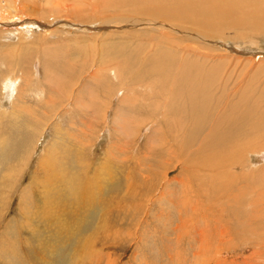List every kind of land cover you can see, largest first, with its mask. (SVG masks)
I'll list each match as a JSON object with an SVG mask.
<instances>
[{"label": "rangeland", "instance_id": "rangeland-1", "mask_svg": "<svg viewBox=\"0 0 264 264\" xmlns=\"http://www.w3.org/2000/svg\"><path fill=\"white\" fill-rule=\"evenodd\" d=\"M213 1L198 8L186 0L164 4L178 13V18L164 15L171 23L196 30L207 40L189 38L190 46L216 48L204 51L214 52L213 60L218 53L224 55L217 59L222 66L216 65L222 71H215L216 66L209 69L220 107L211 105L208 80L207 91L199 90L211 106L203 121L198 109L186 108L181 100L180 115L170 108L163 120L154 111L155 99L140 98L150 94L154 84L147 95L139 88L133 91L138 100L127 98L135 85L124 81L129 69L123 57L127 46L147 63L157 49L161 55L185 57L184 49L167 41L178 42L180 36L103 30L101 25L109 19L144 14L149 4L115 0L116 5L104 7L100 0H0V202L10 199L0 208V239L11 236L17 248L0 264H26L41 255L47 262L31 264H264V124L255 134L257 139L248 137L228 153L212 147L215 131L209 129L210 122L217 130L222 122L238 118L237 108L244 113L256 104L264 107V6L252 19L246 14L235 18L234 7L245 8L242 0L219 1L220 8ZM137 48H143V56L135 53ZM109 50L111 56L101 65L97 57L104 59L102 53ZM202 59V54H190L187 68L204 69ZM114 71L119 77L113 78ZM10 76L19 77L13 95L4 87ZM238 79L237 88L244 85L245 90L223 96L217 84L230 88ZM122 87L129 90L125 97ZM199 94L193 96L194 103ZM201 156L217 166L216 172L208 170L211 166ZM227 163L234 167L223 168L221 164ZM229 180L234 187L227 190ZM72 183L76 193L66 188ZM187 186H192L191 191ZM74 194L79 198L73 200ZM44 196L50 200L48 212L57 217L55 222L50 217L47 227L35 216L37 209L44 208ZM0 247L5 249V244Z\"/></svg>", "mask_w": 264, "mask_h": 264}, {"label": "bare ground", "instance_id": "bare-ground-1", "mask_svg": "<svg viewBox=\"0 0 264 264\" xmlns=\"http://www.w3.org/2000/svg\"><path fill=\"white\" fill-rule=\"evenodd\" d=\"M138 1H142V2H145V3H147V4H149V6H148V9L146 10V8L145 9H143L142 11L144 12L145 11V13L144 14H141V15H139L138 13L137 14H134V13H131V15H129V17H125V18H116V19H109L108 20V22H106L105 24H102L101 26L103 27L104 26V28L105 29H103V30H106V29H108V28H118V29H120L121 28V30L122 29H124L125 28V30L126 29H134V30H136L137 32L138 31H140V32H138V33H141V32H147V34H148V32H150V33H153V35L155 36V37H159V38H161V37H170V36H180L181 38H183V39H181V40H177L178 42H171L170 40H167L168 42H169V44H171V45H175L176 47L178 46L180 49H184L185 50V57L183 58L182 56V59H175V58H173L172 56H171V54L170 55H168V56H165V55H161V51H160V49H157L156 51H155V55H154V57H153V59H152V56H151V62H149V63H147V61L148 60H143V59H140L139 57H136V56H138V55H135L134 54V52H133V50H135V48L134 49H130L128 46L126 47V44L124 45L125 47H126V50H127V52H123V51H121L120 49V51L119 52H123V57L125 58L124 60H126V63H127V65L126 66H128L129 65V69H128V72H127V74L126 73H124V74H126V76H125V78H124V81H125V79H126V84H128V83H133V84H135L133 87H131L130 88V90L132 91V92H129V90H128V87H122V89L123 90H121L122 92L124 91V97L126 96V93L127 92H129V94H128V96H127V98H130V97H134V100H138V98L139 97H135L134 95H133V91H135L136 90V92H138L137 91V89L139 88L141 91H142V93L145 95L146 94V90H148L149 92H150V88H153V87H151L153 84L155 85V88H153L152 89V91H153V95L151 94V92H150V94H146L147 96H140V98H142V99H144V101L145 100H147V99H151L152 98V100H154L155 99V102H154V106H155V108H154V111H157V113L158 114H160L161 116H163V120H165L164 119V117H167V113H168V110L170 109V108H172L173 109V112L176 114V115H180V108L178 107V105H179V103L182 101L183 102V106L185 105V107L186 108H188L189 106L192 108V109H198L199 110V112H200V115H201V118H202V120L204 121L205 119H207L206 118V116H207V114H208V112H207V110L208 109H206L207 107H209L210 106V104L208 103V101L205 99V97H203V94L201 93V94H199V90L201 91V89H203L204 91H207L206 89H207V83H206V80H208V82H209V84H208V92H209V95H210V97H211V105L212 106H216V107H220V105H221V100H220V98H216L214 95H213V91L215 90L216 91V89H215V87H214V85H212L211 83H212V80H211V77H210V74L209 73H211V70H209V69H211V68H213L214 66H216V65H218V66H222V64H221V62H219L217 59H220V58H223L224 57V55H223V53H218L217 54V58H216V60H213L215 57H216V55L215 54H213V53H205V52H208V50H209V52H211V50L213 49H211V48H209V47H202V46H198V47H195V46H190L191 45V42H193V41H191L190 39H193V40H199L200 42H202V41H207L205 38H204V36L203 35H201V33H198V32H196V30H193V31H190V30H188V29H181V28H179V27H182V26H184V25H182V24H173V23H171V21H170V19L168 20V17L169 16H164V15H167L168 13H171L170 12V10H169V8H168V5L166 6V5H164L165 4V0H138ZM188 3H189V5L192 7V8H198V7H202V6H205V5H209L210 4V0H186ZM213 1V0H212ZM222 2V4L223 3H228V0H215V8L216 7H219L220 5L217 3V2ZM237 1V0H236ZM27 2V1H26ZM96 2V1H95ZM125 2V1H124ZM167 2V1H166ZM168 2H170V1H168ZM182 2H183V0H182ZM181 2V3H182ZM214 2V1H213ZM100 3H102V4H104L105 6L104 7H107V6H112V5H116V2H115V0H100ZM187 3V4H188ZM240 3V2H239ZM66 4V3H65ZM69 4V3H68ZM92 4V3H91ZM122 4H123V2H122ZM184 4V3H183ZM212 4V3H211ZM229 4V3H228ZM245 8L244 9H242V10H239L238 8H237V6H235L234 7V17L235 18H239V17H241V16H243V15H245L246 14V16H247V18H249V19H252L253 18V16L256 14V13H260L261 12V10H260V7H261V5H263L264 6V0H242V3H241ZM33 5V4H32ZM90 5V4H89ZM95 5V4H94ZM184 5H186V4H184ZM188 5V6H189ZM71 6V5H70ZM77 6V5H76ZM170 6H172V4H170ZM179 5H177V7H178ZM181 6V5H180ZM187 6V7H188ZM214 6V5H213ZM231 6V5H230ZM191 7L189 8V9H191ZM212 7V6H211ZM66 8V7H65ZM82 8V7H81ZM152 8H155V12L152 14V12H151V10H152ZM182 8L183 9H181V10H184V6H182ZM206 8V7H205ZM207 8H209V7H207ZM220 8V7H219ZM233 7H231V9H232ZM6 9V8H5ZM26 9V8H25ZM69 9H70V7H69ZM71 9H74V8H71ZM76 9V8H75ZM78 9V8H77ZM80 9V8H79ZM172 9H173V7H172ZM179 9V8H178ZM186 9V8H185ZM188 9V10H189ZM230 9V8H229ZM176 10V9H175ZM202 10V9H201ZM213 9H211L210 11H212ZM78 11V10H77ZM141 11V12H142ZM197 10H191V12H196ZM3 12V11H2ZM30 12V11H29ZM80 12V11H79ZM78 12V13H79ZM140 12V13H141ZM198 12V11H197ZM232 13H233V11H231ZM5 13V12H4ZM176 13V11L174 12L173 11V13H171V14H169V15H172V14H175ZM202 13H204V15H206V13H207V9L206 10H204V12L202 11ZM176 14H178V13H176ZM176 14L175 15H172V16H175L176 18H178V16H176ZM186 14V13H185ZM184 14V15H185ZM26 15V14H25ZM163 15V16H162ZM180 15V14H179ZM183 15V14H182ZM181 15V16H182ZM200 15H201V13H200ZM27 16V15H26ZM171 16V17H172ZM180 16V17H181ZM187 16V15H186ZM196 16V15H195ZM202 16H203V14H202ZM0 17L3 19V17L0 15ZM166 17V18H165ZM170 17V18H171ZM184 18H185V16H183ZM182 17V18H183ZM189 17V16H188ZM256 17V16H255ZM6 18V17H5ZM172 18H174V17H172ZM196 18V17H195ZM234 19V18H233ZM255 19L256 18H254V21H255ZM259 19V18H258ZM28 19H25L22 23H24L25 21H27ZM32 20V19H31ZM173 20V19H172ZM178 20V19H177ZM189 20H190V18H189ZM38 21V20H37ZM37 21H35V22H37ZM76 21H77V19H76ZM28 22V21H27ZM256 22V21H255ZM38 23V22H37ZM25 24V23H24ZM76 24V23H75ZM256 24V23H255ZM38 25L40 26V25H43V24H41V23H38ZM64 25V24H63ZM44 26V25H43ZM179 26V27H178ZM32 27V26H31ZM100 27V26H99ZM86 28V26L84 27V29ZM91 28L92 27H87V30L88 29H90L91 30ZM259 28V27H258ZM23 29V28H22ZM29 29H30V27H29ZM29 29H28V31H29ZM26 30H27V28H26ZM31 30V29H30ZM27 31V32H28ZM119 31V30H118ZM200 32V31H199ZM122 33H123V31H122ZM132 33H134V32H132ZM203 33V32H202ZM129 34V33H128ZM135 34V33H134ZM133 34V35H134ZM132 35H130V37H131ZM138 36V35H137ZM145 36V35H144ZM148 37V36H147ZM125 38V37H124ZM142 38V37H141ZM145 38V37H144ZM143 38V40H146V39H144ZM190 38V39H189ZM98 39V38H97ZM148 39H149V37H148ZM157 39V38H156ZM135 40V39H134ZM137 40V39H136ZM160 40V39H159ZM166 40V39H165ZM209 40V39H208ZM127 41V40H126ZM133 41V40H132ZM138 41H139V39H138ZM147 41V40H146ZM152 41H154V40H152ZM161 41L163 42V39H161ZM210 41V40H209ZM125 42V41H124ZM152 43V42H151ZM157 43H158V39H157ZM157 43H153V44H157ZM212 43V42H211ZM165 44H166V41H165ZM164 43L162 44L163 46L165 45ZM122 45V44H121ZM158 45H161V44H158ZM167 45V44H166ZM222 45H224V44H222ZM169 46V45H168ZM121 47V46H120ZM147 47V46H146ZM149 47V46H148ZM159 47V46H158ZM161 47V46H160ZM159 47V48H160ZM167 47V46H166ZM166 47H165V49H166ZM177 47V48H178ZM214 47V46H213ZM164 48V47H163ZM170 47H168L167 49H169ZM143 49V48H142ZM142 49H136V52L135 53H137L138 52V54H140V53H142ZM144 49H145V47H144ZM152 49V48H151ZM171 49V48H170ZM174 49V48H173ZM208 49V50H207ZM216 49V48H215ZM214 49V50H215ZM100 50V49H99ZM113 50V49H112ZM115 50V49H114ZM123 50V49H122ZM148 50H149V48H148ZM176 50V49H175ZM214 50H212V51H214ZM166 51H168V50H166ZM165 51V52H166ZM172 51V50H171ZM205 51V52H204ZM112 52V51H111ZM110 52V50L108 51V52H103L102 53V56L104 57V59H101V58H99V57H97V61H100V64L102 65V63L101 62H107L108 61V58L111 56V53ZM118 52V53H119ZM150 52V51H149ZM148 52V53H149ZM169 53H170V51H168ZM177 52V51H176ZM182 52V51H181ZM227 52V51H226ZM87 53V52H86ZM151 53V52H150ZM164 53V52H163ZM180 53V52H179ZM198 53V56H201V54H202V58L204 59V62H202L201 61V63H202V66H204V69H201V70H197V71H191V68L190 69H188L187 67L188 66H186V62H187V60H188V56L190 55V54H197ZM252 53V52H251ZM114 55H115V53H113ZM143 54V53H142ZM168 54V53H167ZM166 54V55H167ZM176 54V53H175ZM183 54V53H182ZM254 54V53H253ZM69 55V54H68ZM67 55V56H68ZM119 55V54H118ZM135 55V56H134ZM141 55V54H140ZM230 55V54H229ZM120 56V55H119ZM141 56H143V55H141ZM146 56V55H145ZM150 56V55H149ZM192 56V55H191ZM194 56V55H193ZM192 56V57H193ZM87 57V56H86ZM115 57V56H114ZM175 57V56H174ZM181 57H179V58H181ZM195 57H196V55H195ZM227 57H229V56H227ZM144 58V57H143ZM122 57L119 59L120 61L119 62H121L122 60ZM146 59H147V57H146ZM195 59V58H194ZM202 59V60H203ZM38 60V59H37ZM95 60V61H96ZM112 60V59H111ZM143 60V61H142ZM196 60H197V58H196ZM200 60V59H199ZM198 60V61H199ZM225 60H227V58H225ZM117 61H118V58H117ZM116 61V62H117ZM216 61V63H214V64H212V62H215ZM243 61V60H242ZM152 62H154L153 63V65H152ZM237 62H239L238 60H237ZM123 63V62H122ZM125 63V62H124ZM37 64H39V63H36V65ZM104 65V64H103ZM148 65H151L149 68H147V66ZM189 65V64H188ZM198 65H199V63H198ZM258 65V64H257ZM116 66V65H115ZM191 66H194V65H191ZM200 66V65H199ZM106 67V66H105ZM114 67V66H113ZM195 67V66H194ZM220 67H217L216 66V69H215V71H222V68H220ZM39 68V67H38ZM195 68H197V66L195 67ZM223 68H225V65L223 64ZM246 68H247V66H246ZM37 69V68H36ZM114 69V68H113ZM117 69V68H116ZM194 69V68H193ZM257 69V68H256ZM106 70V69H105ZM117 72H118V70H116ZM120 71H121V69H120ZM210 71V72H209ZM233 71V70H232ZM241 71V70H240ZM247 71V70H246ZM262 71V70H261ZM36 72V71H35ZM99 72V71H98ZM115 72V71H114ZM117 72H115L114 74H113V78H116V76H118L119 77V73H117ZM126 72V71H125ZM214 72V71H213ZM224 73V72H223ZM242 73V72H241ZM226 74V73H225ZM241 75V74H240ZM240 75H237V76H240ZM242 76V75H241ZM241 76H240V78H241ZM7 78V77H6ZM18 78L19 77H17V76H10L8 79H7V82L5 83L6 84V86L4 85V87H5V89H8V91H9V94H12L13 95V92L17 89V87H16V85H17V81H18ZM228 79H231L232 78V75L230 74L228 77H227ZM236 78V77H235ZM218 79V78H217ZM214 80V79H213ZM214 81H216V80H214ZM218 81V80H217ZM220 81V80H219ZM225 81H227L226 79H225ZM237 81V80H236ZM234 82V83H237L236 85H233L232 87H225V85L223 86V88H222V83H216L218 86H219V88H221V90H222V92L224 93L223 94V96L226 94V98H229V96H231V94L234 92V91H236L237 92V90H245L244 89V85H242L243 83H244V81H243V83L241 84L243 87L240 89V85H239V87L237 88V86H238V84H240L241 83V81L238 79V81L237 82ZM224 82V81H223ZM215 83V82H214ZM233 83V82H232ZM225 84H226V82H225ZM249 84V83H248ZM197 85V86H196ZM228 85V84H227ZM216 86V85H215ZM231 86V85H230ZM255 88V87H254ZM138 89V90H139ZM249 90V89H248ZM126 92V93H125ZM217 92V91H216ZM215 92V93H216ZM235 92V93H236ZM240 93H242V91L240 92ZM198 94H199V100L196 102V103H194L193 102V96L195 97V98H197V96H198ZM255 94V93H254ZM137 95V94H136ZM141 95V94H140ZM234 96V95H233ZM11 97H13V96H11ZM232 97V96H231ZM225 99V98H224ZM140 100V99H139ZM179 100H181V101H179ZM227 100V99H226ZM230 100V99H229ZM143 101V100H142ZM143 101V102H144ZM238 101V100H237ZM237 101L235 102L236 104H238V103H240V102H238L237 103ZM254 101V100H253ZM152 102V101H151ZM225 102H227V101H225ZM250 102V101H249ZM259 103V102H258ZM133 104L135 105V102H133ZM145 104H148V103H146L145 102ZM225 104L226 103H223V106H225ZM231 104V103H230ZM245 104V103H244ZM248 104H250V103H248ZM24 105V104H23ZM246 106H247V104H245ZM239 106V105H238ZM12 107H14V106H12ZM211 107V106H210ZM245 108V107H244ZM210 109V108H209ZM215 109L216 108H214L213 110H214V113L216 112L215 111ZM24 110V109H23ZM28 110V109H27ZM219 110V109H218ZM221 110V109H220ZM246 110H247V108H246ZM264 107H262V106H260V104L258 105V104H256V106H254L253 108L252 107H250V111H245L244 113L243 112H240V109H235L234 110V113H235V116H238V118H235V119H233V120H230V121H227L226 123H223L222 121H220V122H222V126H220L217 130H216V128L214 127L215 126V124H212L211 122L209 123L210 125H209V129L210 130H212V129H214V131H215V136H214V138H213V140H212V147L213 148H215V149H218V150H223L224 152H235V149H236V147H238L240 144H241V142L244 140V139H246V138H248V137H250V138H253V139H257V137L255 136V134L257 133V132H259V130H258V128H260L259 126L260 125H262V124H264ZM30 111V110H29ZM209 111V110H208ZM2 113V112H1ZM3 113H4V111H3ZM3 113L1 114V116L3 115ZM230 113V112H229ZM195 114V113H194ZM213 114V113H212ZM211 114V115H212ZM237 114V115H236ZM214 115V114H213ZM17 117V116H16ZM213 117V116H212ZM217 117H219V116H217ZM222 117V116H221ZM228 117V116H227ZM27 118V117H26ZM191 118V117H190ZM225 118V117H224ZM193 121V120H192ZM226 121V120H225ZM0 122H2V121H0ZM6 125V124H5ZM10 125V124H9ZM22 125V124H21ZM172 125L174 126V128H175V130H176V126L172 123ZM179 125V124H178ZM217 125V124H216ZM8 126V125H7ZM20 126V125H19ZM264 127V126H263ZM8 128V127H7ZM25 128V127H24ZM205 128H206V126H205ZM12 129V128H11ZM5 130V129H4ZM13 130V129H12ZM134 130V129H133ZM0 131H3V129H2V127L0 126ZM15 131H16V129H15ZM140 131H141V129H140ZM183 131V130H182ZM181 131V132H182ZM139 132V131H138ZM27 134H28V132H27ZM21 135V134H20ZM257 135V134H256ZM138 136V135H137ZM258 136V135H257ZM105 137V136H104ZM175 137V136H174ZM102 138V137H101ZM204 139V138H203ZM8 140V139H7ZM169 140V139H168ZM4 141L5 140H3V143H4ZM10 141V140H9ZM251 141V140H250ZM6 142V141H5ZM90 142V141H89ZM246 143V142H245ZM244 143V144H245ZM4 146H5V144H4ZM3 146V147H4ZM171 146H174V144L173 143H171ZM186 146V145H185ZM257 146V145H256ZM1 147V146H0ZM79 147V146H78ZM202 147V146H201ZM26 148V147H25ZM63 148V147H62ZM197 148H199V147H197ZM197 148H195L196 150H197ZM241 148V147H240ZM2 149V148H1ZM0 149V150H1ZM5 150V149H4ZM105 150V149H104ZM121 150V149H120ZM194 150V149H193ZM241 150V149H240ZM14 151V150H13ZM195 151V150H194ZM214 151V150H213ZM5 152V151H4ZM246 152H248V151H246ZM54 153V152H53ZM52 153V154H53ZM70 153V152H69ZM80 153V152H79ZM11 154V153H10ZM13 154V153H12ZM29 154V153H28ZM220 154V153H219ZM218 154V155H219ZM226 154V153H225ZM14 155V154H13ZM201 155V154H200ZM4 156H5V154H4ZM75 156V155H74ZM77 156V158H79L78 157V155H76ZM83 156V155H82ZM199 156V155H198ZM197 156V157H198ZM260 156H262V155H260ZM30 157V156H29ZM175 157H177V156H175ZM202 157V156H201ZM215 157V156H214ZM217 157V156H216ZM215 157V158H216ZM227 157V156H226ZM2 158H3V156H2ZM1 158V160H4V159H2ZM53 158V157H52ZM84 158V157H83ZM205 158V157H204ZM260 158V157H259ZM262 158H264V157H262ZM12 159V158H11ZM15 159V158H14ZM177 160H178V158H176ZM182 159H183V157H182ZM200 159H202V161L204 160L205 161V159H203V157L202 158H200ZM7 160V159H6ZM40 160V159H39ZM43 160V159H42ZM41 160V161H42ZM80 160V159H79ZM176 160V161H177ZM213 160H215V159H213ZM217 160V159H216ZM219 160V159H218ZM257 160H259V159H257ZM10 161V160H9ZM73 161V160H72ZM80 161H82V160H80ZM184 161V160H183ZM186 161V160H185ZM78 162V161H77ZM206 163H208L209 164V162H208V160L207 161H205ZM6 163H9V165H10V162H6ZM16 163H17V161H16ZM39 163H40V161H39ZM54 163V162H53ZM55 163H57V162H55ZM61 163H63V162H61ZM76 163V162H75ZM177 163V162H176ZM175 163V164H176ZM13 164V163H12ZM47 164V163H46ZM220 164V163H219ZM8 165V166H9ZM53 165V164H52ZM51 165V166H52ZM59 165V164H58ZM64 165V164H63ZM82 165V164H81ZM191 165H192V163H191ZM210 165V164H209ZM222 166H224L223 168H225V166H230V167H234V165H232V163H227V164H221ZM61 166V165H60ZM64 166H67V165H64ZM70 166V165H69ZM80 166V165H79ZM187 166V165H186ZM211 166V165H210ZM241 166V165H240ZM27 167V166H26ZM39 167V166H38ZM40 167H42V166H40ZM71 167V166H70ZM76 167V166H75ZM78 167V166H77ZM81 167V166H80ZM73 169H74V167H72ZM205 168H206V166H205ZM216 168H217V166H211L208 170L209 171H211V172H216ZM13 169V168H12ZM62 169V168H61ZM65 169H67V168H65ZM83 169V168H82ZM81 169V170H82ZM103 169V168H102ZM186 169V168H185ZM218 169V168H217ZM8 170V169H7ZM13 170H15V168L13 169ZM38 170V169H37ZM40 170H41V168H40ZM45 170V169H44ZM86 170H88V169H86ZM3 171V170H2ZM23 171V170H22ZM70 171V170H69ZM99 171H103V170H99ZM185 171V170H184ZM19 172V171H18ZM24 172H25V170H24ZM71 172V171H70ZM74 172H76V171H74ZM207 172V171H206ZM42 173H43V171H42ZM47 180H49L50 179V177H51V173H52V171L51 170H49V168L47 169ZM58 173V172H57ZM65 174V173H64ZM70 174V173H69ZM78 174V173H77ZM113 174V173H112ZM111 174V175H112ZM211 174V173H210ZM66 175H67V172H66ZM65 175V176H66ZM73 175V174H72ZM83 175V174H82ZM108 175V174H107ZM8 176V175H7ZM214 176H216L215 174H214ZM227 176V175H226ZM62 177V176H61ZM228 177V176H227ZM69 178V177H68ZM110 179H111V177H110ZM9 180V179H8ZM53 180H55V179H53ZM72 180V179H71ZM77 180V179H76ZM79 180H80V178H79ZM214 180V179H213ZM223 180V179H222ZM95 182V181H94ZM93 182V183H94ZM104 182V181H103ZM223 182V181H222ZM9 183V182H8ZM7 183V184H8ZM63 183H64V181H63ZM65 183H66V181H65ZM68 183V182H67ZM66 183V184H67ZM74 183V182H73ZM72 183V184H73ZM92 183V182H91ZM96 183V182H95ZM181 183V182H180ZM4 184V183H3ZM187 184H189L188 182H187ZM220 184V183H219ZM86 185V184H85ZM183 185V184H182ZM229 185V186H228ZM59 186V185H58ZM61 186H63L62 184H61ZM84 186V185H83ZM87 186H89V185H87ZM226 186V189L227 190H229L228 188H232L233 189V187H234V183H233V181L232 180H229L228 182H227V184L225 185ZM39 187V186H38ZM90 187V186H89ZM89 187H87V188H89ZM66 188H68L71 192H73V193H76V187H75V185L73 184V185H69V186H67ZM86 188V187H85ZM187 188L189 189V186H187ZM46 189V188H45ZM82 189V188H81ZM122 189V188H121ZM190 189H192V186H190ZM189 189V190H190ZM52 190V189H51ZM53 191V190H52ZM84 191V190H83ZM191 191V190H190ZM50 192V191H49ZM48 192V193H49ZM51 193V192H50ZM4 196H5V194H3ZM11 195V194H10ZM20 195V194H19ZM83 195V194H82ZM126 195V194H125ZM79 198V196H78V194H74V195H72V199L74 200L75 198ZM9 197H7V198H5L3 201H1L0 202V208H1V206H3L4 204H6V203H8L9 202ZM50 200H47V198H46V196H44V208L42 209V208H40V209H42V210H39V209H37L38 210V213H37V215H35L36 217H37V219L39 220V222L40 223H42V225H43V227H47V220L51 217V219L55 222V221H57V217H56V215L55 214H52V213H49L48 212V210H47V202H49ZM115 202V201H114ZM22 203V202H21ZM24 203V202H23ZM22 205V204H21ZM20 205V206H21ZM255 206V205H254ZM46 208V209H45ZM18 209V208H17ZM7 210V209H6ZM198 210V209H197ZM129 211V210H128ZM192 211V210H191ZM187 214H189V213H187ZM0 215L2 216L3 214H1V211H0ZM127 215V214H126ZM195 215H197V213L195 214ZM199 215V214H198ZM259 215H260V212H259ZM263 215H264V213H263ZM262 215V216H263ZM0 216V217H1ZM190 216V215H189ZM200 216V215H199ZM208 216V215H207ZM192 217V216H191ZM263 218V217H262ZM261 218V219H262ZM1 219V218H0ZM189 219V221H190V218H188ZM192 222V221H191ZM210 222V221H209ZM62 223V222H61ZM60 223V224H61ZM68 223V222H67ZM59 224V223H58ZM57 224V225H58ZM243 224V223H242ZM182 227H184V223L183 224H180ZM206 225V224H205ZM225 225V224H224ZM228 224H226V226H227ZM20 226V225H19ZM213 226V225H212ZM217 226V225H216ZM254 226V225H253ZM36 229H38V230H41V228H39V226H34ZM181 228V227H180ZM180 228H178V229H180ZM261 228V227H260ZM25 229V228H24ZM200 229V228H199ZM214 229V228H213ZM226 229V228H225ZM215 230V229H214ZM45 231V230H44ZM54 232V231H53ZM180 232V231H179ZM189 232V231H188ZM196 232V231H195ZM199 232H200V230H199ZM43 233V232H42ZM46 233V232H45ZM201 234H205V233H202V232H200ZM199 233V234H200ZM38 234V233H37ZM185 234H186V232H185ZM200 234V235H201ZM221 234V233H220ZM206 235V234H205ZM196 236V235H195ZM222 236V235H221ZM204 237V236H203ZM207 237V236H206ZM259 237V236H258ZM262 237V236H261ZM202 238V237H201ZM209 237H207V239H208ZM191 239V238H190ZM203 241V240H202ZM204 241H206V240H204ZM253 241V240H252ZM209 242V241H208ZM15 243H16V241H15V239H13V238H11V236H9L8 238H1L0 239V246L2 245V244H5V249H3V248H1L0 247V261L2 262V260H4V259H2V257H8L7 255H5V254H12V255H14L15 254V251L17 250V248H16V246H15ZM206 248V247H205ZM204 248V249H205ZM207 249V248H206ZM205 249V250H206ZM207 251V250H206ZM205 251V252H206ZM214 251V250H213ZM212 251V252H213ZM208 254V253H207ZM213 254V253H212ZM264 254V253H263ZM18 255V254H17ZM16 255V256H17ZM210 255V254H209ZM218 255V254H217ZM15 256V257H16ZM188 257V256H187ZM209 258V257H208ZM214 259V258H213ZM26 260V258H24V261ZM33 260V259H32ZM32 260H27V261H25V263L26 264H31V261ZM34 260H39L38 262H40L41 261V263H43V262H47V260H45L44 258H43V255H41V257H36ZM33 260V261H34ZM34 264V263H33ZM40 264V263H39ZM109 264H113V263H109Z\"/></svg>", "mask_w": 264, "mask_h": 264}]
</instances>
